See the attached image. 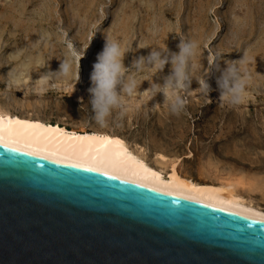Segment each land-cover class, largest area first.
I'll list each match as a JSON object with an SVG mask.
<instances>
[{
    "label": "rangeland",
    "instance_id": "1",
    "mask_svg": "<svg viewBox=\"0 0 264 264\" xmlns=\"http://www.w3.org/2000/svg\"><path fill=\"white\" fill-rule=\"evenodd\" d=\"M105 37L121 44L129 69L152 48L178 52L181 38L196 41L191 87L180 93L185 110L172 114L163 94H144L148 80L164 82L170 65L161 73L133 69L125 76L139 87L125 97L126 113H114L106 127L97 125L89 76ZM245 54L240 67L250 75L247 101L221 105V73L209 65L217 56L240 60ZM65 59L72 62L71 75L37 84ZM205 79L211 100L197 82ZM0 110L74 133L116 137L147 167L156 168L152 159L161 156L190 183L240 178L249 190L239 196H251L264 210V0H0Z\"/></svg>",
    "mask_w": 264,
    "mask_h": 264
},
{
    "label": "water",
    "instance_id": "2",
    "mask_svg": "<svg viewBox=\"0 0 264 264\" xmlns=\"http://www.w3.org/2000/svg\"><path fill=\"white\" fill-rule=\"evenodd\" d=\"M13 150L0 146V264H264L255 220Z\"/></svg>",
    "mask_w": 264,
    "mask_h": 264
},
{
    "label": "bare ground",
    "instance_id": "3",
    "mask_svg": "<svg viewBox=\"0 0 264 264\" xmlns=\"http://www.w3.org/2000/svg\"><path fill=\"white\" fill-rule=\"evenodd\" d=\"M0 144L49 161L93 168L94 173H106L107 177H116L185 202L264 222V210L252 203L251 196H239L249 190V182L244 183L240 178L219 181L213 186L187 182L176 175L175 163H167L156 155L152 159L156 168L151 169L144 164L138 151H130L121 140L108 134L74 133L0 110Z\"/></svg>",
    "mask_w": 264,
    "mask_h": 264
},
{
    "label": "clouds",
    "instance_id": "4",
    "mask_svg": "<svg viewBox=\"0 0 264 264\" xmlns=\"http://www.w3.org/2000/svg\"><path fill=\"white\" fill-rule=\"evenodd\" d=\"M177 47L178 52H169L168 49L165 52L162 49L152 48L147 56L137 57L129 69L124 63L126 53L121 44L110 37H105V44L97 54L89 76L91 119L97 125L106 127L114 113H118L121 118L126 113L125 97L135 95L139 87L136 79L125 76L126 71L131 72L134 69L137 72H144L148 69L161 73L168 65L171 68L169 74L164 77V82L160 84L154 80H148L150 87L144 90V94L150 93L153 98L157 94H163L164 104L170 107V112L175 115L182 113L186 108V99L180 93L187 92L191 87V63L198 54L199 45L194 40L181 38ZM221 61L226 65L223 68L220 66ZM246 61V54L240 60H224L217 56L216 62L209 65L210 69L221 73L216 80L221 105L237 107L246 103L250 75L240 67ZM71 74L72 62L65 59L57 72L46 73L37 80V84L50 76L68 77ZM8 75L12 76V70ZM197 82L204 95L211 100L209 94L212 89L208 79Z\"/></svg>",
    "mask_w": 264,
    "mask_h": 264
},
{
    "label": "snow or ice",
    "instance_id": "5",
    "mask_svg": "<svg viewBox=\"0 0 264 264\" xmlns=\"http://www.w3.org/2000/svg\"><path fill=\"white\" fill-rule=\"evenodd\" d=\"M0 146L7 147L6 145H2V144H0ZM13 151H16V150H13ZM40 167L42 168L43 166L40 165ZM70 167L75 168V167H77V165H70ZM84 170L85 171H88V172L95 171V169H93V168H87V169H84ZM103 175H106V173H104ZM110 179H116V177H110ZM255 224L264 225V222H261V221H253L251 224L248 225V227L249 228H252Z\"/></svg>",
    "mask_w": 264,
    "mask_h": 264
}]
</instances>
